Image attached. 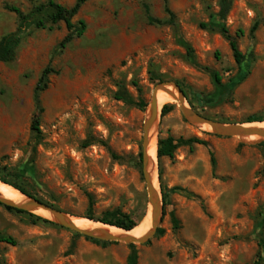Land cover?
Listing matches in <instances>:
<instances>
[{
    "label": "rangeland",
    "instance_id": "rangeland-1",
    "mask_svg": "<svg viewBox=\"0 0 264 264\" xmlns=\"http://www.w3.org/2000/svg\"><path fill=\"white\" fill-rule=\"evenodd\" d=\"M47 1L0 0V38L18 29L21 37L15 61L0 63V176L17 182L30 198L72 218L100 219L118 210L138 219L136 227L146 223L139 153L156 85H175L187 106L212 121L245 127L264 119V0L231 2L224 25L244 57L241 65L218 32L200 27L216 23L211 16L220 0H168L174 27L166 23L163 0H86L72 19L83 20L85 32L63 48L64 23L52 25L50 10L36 9ZM54 2L70 9L75 0ZM8 7L26 20L20 23ZM147 10L162 24H150ZM37 22L43 28L36 29ZM46 67L53 72L39 95L36 144L33 92ZM212 72L223 86L214 84ZM122 89L146 107L116 100ZM164 105L172 108L161 116ZM164 105L153 127L156 146L167 137L205 144L182 145L172 159L160 160L165 206L155 159L161 236L155 232L131 248L54 221L32 224L33 214L0 204V237L15 242H0V264H126L133 250L136 264H264V142L215 135L184 119L175 101ZM171 188L180 190L167 192Z\"/></svg>",
    "mask_w": 264,
    "mask_h": 264
},
{
    "label": "trees",
    "instance_id": "trees-1",
    "mask_svg": "<svg viewBox=\"0 0 264 264\" xmlns=\"http://www.w3.org/2000/svg\"><path fill=\"white\" fill-rule=\"evenodd\" d=\"M86 0H75L73 6L70 9H66L62 7L61 5L57 4L54 2V0H48L46 5H41L40 7H37V11H40L44 8H48L50 10V15H49V20L52 25H56L59 22H63L65 25V28L67 30V35L63 38V40L60 42L59 47L63 48L66 44L71 42L74 38H80L83 36L85 29H86V24L83 20H79L77 24H74L72 22L73 17L78 13L82 5L85 3ZM164 2V13L167 15L168 20L167 24L170 26H175V21H174V15L169 9L168 6V0H163ZM231 2L232 0H220L218 3V12L215 15L211 16V19L215 18L216 23H211V24H201L200 27L203 29H207L210 31H216L218 32L228 43L229 48L231 50L234 62L236 65H241L243 62V55L238 49L237 43L231 38V36L228 34L227 28L224 25V22L226 20V17L230 11L231 8ZM8 10L15 13L20 20V23L26 20V16L21 13V11L15 7H8ZM147 12V20L150 24L152 25H161L160 21L154 19L151 17ZM36 29L43 28V23L42 22H37L34 24ZM258 28V22H255L251 28V34ZM21 42V37H20V32L19 29L14 32L10 33L7 35H4L0 38V63L2 64H11L15 61L16 55H17V49L20 45ZM184 44V43H183ZM185 46V44H184ZM52 69L50 67H46L43 69V71L40 74V77L37 81V84L34 88L33 92V99L35 103V110L36 114L34 115L32 122H31V133L33 140L35 141L36 144H38L41 140V130H40V120H39V113H41L42 109L39 105V95L46 89L47 87V82H48V76L52 73ZM212 77L214 84L217 87H221L220 83V76L217 72H212ZM116 100L118 101H123L124 103L128 105H135L141 110H143L146 107V104L142 101L139 100L138 103H134L130 95L125 91L124 89L120 90L116 95ZM192 109H194L192 104H189ZM172 106L170 105H164L161 109V116L166 115L167 113L170 112ZM195 110V109H194ZM210 119V118H207ZM254 122H264V119H251L247 123H254ZM193 143L197 144H202L204 145L205 143L198 141L197 139H188V140H174L172 137H167L166 139H158L157 141V150H156V158L158 162V177H159V182H160V176H161V169H160V160L163 157H167L169 159L173 158L175 150L182 146V145H190ZM139 159H141V153H139ZM211 163L214 165V159L211 157ZM19 176V175H16ZM0 182L9 185L13 187L14 189L18 190L22 194L28 196V197H34L30 193H28L22 186H20L17 182L8 179L5 177V175L0 176ZM177 190H180L178 188H171L167 192H176ZM160 192L162 195V204L163 206L166 205V199H167V193L165 189L162 187L161 182H160ZM39 202L45 203L46 202L42 201L41 199H38ZM50 207H53L50 204H47ZM6 210L15 212L18 214H25L23 211L13 209L10 207H4ZM29 218L31 219L32 224L36 223H46L48 224L47 221L44 219H41L40 217H35L33 215H28ZM87 219L92 220L94 222H98L104 225L108 226H113L118 229L124 230V231H131L133 230L137 225H138V219L133 218L129 214H124L121 213L118 210H115L111 213H106L103 217L100 219H95L92 215H87ZM171 221L173 224L174 228H178V220L175 218L174 214H171ZM163 234V230L158 229L156 232V236H161ZM0 242H4L7 244H10L12 246L15 245V242L8 237H0ZM94 243L104 245L106 243L104 242H99V241H93ZM263 241H261L262 243ZM116 244V243H114ZM129 247L133 248L134 245H129ZM137 263V255L136 252L133 250L127 257L126 264H136ZM253 264H259V260L255 261Z\"/></svg>",
    "mask_w": 264,
    "mask_h": 264
},
{
    "label": "water",
    "instance_id": "water-1",
    "mask_svg": "<svg viewBox=\"0 0 264 264\" xmlns=\"http://www.w3.org/2000/svg\"><path fill=\"white\" fill-rule=\"evenodd\" d=\"M167 88H170L175 93V95L172 92H170ZM158 92H164V93L171 95L173 99L175 100V102L178 104L179 110L182 113L184 119H186L191 124L200 125V126L206 125L210 128V131L212 133L218 136L237 137L239 139H248L249 136H258L259 138L256 140L260 142H264V129L248 128V127H244L243 125L225 124V123H220L217 121L206 119L205 117L199 115L194 110H192L189 106L186 105L184 95L175 85L160 84V85H156L152 91L151 99L148 105L147 116H146V119L143 125L141 162H142V173H143L146 192H147L145 218L147 217L148 212H150L149 213L150 228L143 236L138 237V238L129 236V235L113 236L109 234L108 232H103L102 235H96L92 233L91 231L79 229L70 221L69 218L71 216H68L59 210H56L46 204H43L35 199H32L22 194L18 190L17 191L28 200L27 203L14 204L12 201L0 197V204L4 205L5 207H10V208L17 209L20 211L29 212L37 217H40L48 221H54L66 229H69L75 233L81 234L85 237L92 238L95 240L115 242V243H124L127 245H130V244L131 245H135V244L141 245V244L147 243L150 239L154 237L156 229L161 221V215H162L160 193L157 190L158 198L156 201H154L153 199L154 191L151 186V179L146 170L147 162H148L146 151H147L148 142H149V131L151 130L152 127L155 126L156 119H157L156 95ZM156 150H157V146H156ZM36 208H41L45 211H48L50 214H52L53 217L44 218L42 216L37 215L33 211V209H36Z\"/></svg>",
    "mask_w": 264,
    "mask_h": 264
},
{
    "label": "bare ground",
    "instance_id": "bare-ground-1",
    "mask_svg": "<svg viewBox=\"0 0 264 264\" xmlns=\"http://www.w3.org/2000/svg\"><path fill=\"white\" fill-rule=\"evenodd\" d=\"M170 92H172L174 95L175 93L170 89L167 88ZM175 101L173 99V97L167 93L164 92H158L156 95V103H157V116H158V110L159 108L166 104V103H171ZM149 115V113H148ZM206 128H209L208 126L205 125ZM245 127L248 128H260V129H264V124H250L247 125ZM258 136H249L248 139L251 140H256L258 139ZM146 155H147V173L150 176L151 179V186L152 189L154 191L153 194V199L154 201L157 200L158 195H157V173H156V139L154 136V132H153V127L151 128V130L149 131V142H148V147H147V151H146ZM0 197L10 200L12 201L14 204H23V203H27L28 200L21 195L17 190H15L12 187H8V185L0 182ZM34 213H36L39 216H42L44 218H52V214H50L48 211H45L41 208H36L33 209ZM70 221L79 229L82 230H87V231H91L92 233L96 234V235H102L103 232H108L109 234L113 235V236H124V235H129V236H133V237H141L143 236L150 228V219L144 223L141 224L138 227H135L133 230L131 231H123L121 229H118L116 227L113 226H108V225H104L98 222H93L90 221L88 219H77V218H69Z\"/></svg>",
    "mask_w": 264,
    "mask_h": 264
}]
</instances>
